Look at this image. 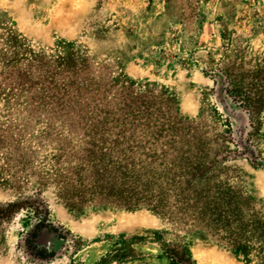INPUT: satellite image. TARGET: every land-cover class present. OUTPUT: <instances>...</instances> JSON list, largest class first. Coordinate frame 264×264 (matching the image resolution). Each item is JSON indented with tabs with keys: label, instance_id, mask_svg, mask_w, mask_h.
I'll list each match as a JSON object with an SVG mask.
<instances>
[{
	"label": "rangeland",
	"instance_id": "374dc122",
	"mask_svg": "<svg viewBox=\"0 0 264 264\" xmlns=\"http://www.w3.org/2000/svg\"><path fill=\"white\" fill-rule=\"evenodd\" d=\"M69 44L88 59L90 78L101 86L119 80L135 84L137 95L173 100L181 122L175 133L199 145L209 162L218 160L208 185L235 216L234 234L255 227L248 254L236 249L248 245L240 235L231 246L220 238L226 234L181 227L144 207L76 199L78 184H86L76 172L86 160L77 128L82 116L73 106L30 101L28 93L8 98L13 88H28L8 76L31 71L32 59L56 56ZM0 61V207L27 199L48 207L70 241L48 264H170L158 243L181 245L197 264H264V0H0ZM226 82L227 98L219 87ZM246 95L262 108L243 112ZM153 107L152 120L167 123L166 105ZM134 136L143 141L146 132L136 129ZM166 139L151 149L155 163L164 152L167 161L186 150L161 146ZM35 219L27 202L0 216V264H44L22 247ZM115 242L123 257L111 251Z\"/></svg>",
	"mask_w": 264,
	"mask_h": 264
},
{
	"label": "trees",
	"instance_id": "16d2710c",
	"mask_svg": "<svg viewBox=\"0 0 264 264\" xmlns=\"http://www.w3.org/2000/svg\"><path fill=\"white\" fill-rule=\"evenodd\" d=\"M59 48L60 53L56 56L32 59L29 62L31 71L8 76V80L13 79L12 83H18L19 87H28L27 90L16 92L13 88L8 98L28 93L30 101H35V96H38L36 99L42 105L55 102L62 106H73L78 116L85 119L78 121L77 128L83 131L80 143L86 160L78 161L76 172L80 176L79 180L86 181V184H78L76 199L83 204L98 202L127 210L144 207L181 227L202 229L214 237L226 234L227 237L220 238L231 246L236 244L231 243L234 240L232 237L240 235L244 244L248 245L238 243L236 249L248 254L255 227L246 225L241 234H234L237 227L235 216L229 208L225 209L219 203V194L208 185L218 160L209 162L199 145L191 144L175 133V127L181 122L172 112L173 100L166 96L137 95L135 84L119 80L111 87L101 86L94 78H90L88 59L79 55L73 44ZM34 61L36 64H33ZM34 66L36 71L33 72ZM34 85L37 90L33 91L31 88ZM219 87L227 98L229 83L220 84ZM246 96L245 101H239V108L243 112L251 114L262 108L258 103L251 102L252 97ZM156 101L166 105L169 112L167 123L157 117L152 120L155 112H158L153 110ZM86 114L88 117H83ZM136 129L144 130L146 139H136ZM151 129L157 131L154 134L156 139L152 137ZM111 135L113 138L109 139ZM165 138L161 146L177 143L186 150L168 159L169 163L164 152L160 155L161 164L155 163L152 155L154 150L151 149ZM217 153H214V157L220 156ZM252 158V162H255ZM161 165L163 168L156 176V168ZM28 200L1 206L0 216L21 208L26 202L31 203V207L35 208L36 219L22 233V247L34 260L48 264L70 241L65 231L51 221L49 209L40 199ZM260 242L259 253L264 258V248L261 247L264 241ZM118 245L122 243L115 242L111 251L123 257L127 253L117 248ZM157 246L162 252L161 256L170 264H197L181 245L166 247L158 243Z\"/></svg>",
	"mask_w": 264,
	"mask_h": 264
}]
</instances>
